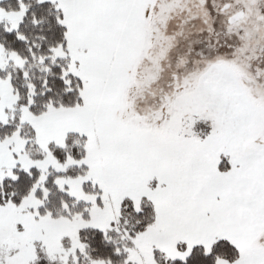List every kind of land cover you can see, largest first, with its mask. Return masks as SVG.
<instances>
[{
  "label": "snow or ice",
  "instance_id": "obj_1",
  "mask_svg": "<svg viewBox=\"0 0 264 264\" xmlns=\"http://www.w3.org/2000/svg\"><path fill=\"white\" fill-rule=\"evenodd\" d=\"M0 264H264V0H0Z\"/></svg>",
  "mask_w": 264,
  "mask_h": 264
}]
</instances>
